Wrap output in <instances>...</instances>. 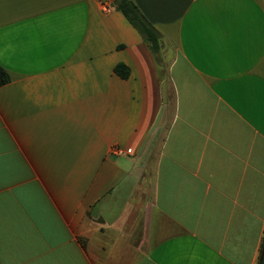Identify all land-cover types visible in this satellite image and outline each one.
Returning <instances> with one entry per match:
<instances>
[{
	"label": "crops",
	"instance_id": "obj_1",
	"mask_svg": "<svg viewBox=\"0 0 264 264\" xmlns=\"http://www.w3.org/2000/svg\"><path fill=\"white\" fill-rule=\"evenodd\" d=\"M132 1L0 0V264H260L264 0Z\"/></svg>",
	"mask_w": 264,
	"mask_h": 264
},
{
	"label": "trees",
	"instance_id": "obj_2",
	"mask_svg": "<svg viewBox=\"0 0 264 264\" xmlns=\"http://www.w3.org/2000/svg\"><path fill=\"white\" fill-rule=\"evenodd\" d=\"M115 8L121 12L127 21L139 32L143 40L148 44L151 52L156 57L160 50V33L148 22L132 0H113ZM115 72L122 78L129 76V69L120 64ZM10 82L8 72L0 65V86ZM264 248V242H263Z\"/></svg>",
	"mask_w": 264,
	"mask_h": 264
},
{
	"label": "built area",
	"instance_id": "obj_3",
	"mask_svg": "<svg viewBox=\"0 0 264 264\" xmlns=\"http://www.w3.org/2000/svg\"><path fill=\"white\" fill-rule=\"evenodd\" d=\"M112 7L111 4L107 3V2H103L102 3V10L105 13H109L111 11Z\"/></svg>",
	"mask_w": 264,
	"mask_h": 264
},
{
	"label": "water",
	"instance_id": "obj_4",
	"mask_svg": "<svg viewBox=\"0 0 264 264\" xmlns=\"http://www.w3.org/2000/svg\"><path fill=\"white\" fill-rule=\"evenodd\" d=\"M260 264H264V248H263Z\"/></svg>",
	"mask_w": 264,
	"mask_h": 264
}]
</instances>
